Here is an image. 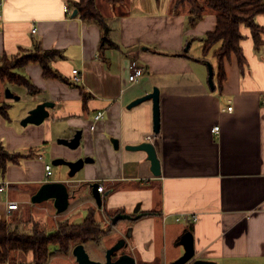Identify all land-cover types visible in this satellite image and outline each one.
Returning <instances> with one entry per match:
<instances>
[{"label":"crops","instance_id":"obj_1","mask_svg":"<svg viewBox=\"0 0 264 264\" xmlns=\"http://www.w3.org/2000/svg\"><path fill=\"white\" fill-rule=\"evenodd\" d=\"M79 1L2 0L0 57L13 58L38 47L59 52L52 69L72 84V72L78 70L83 83L47 79L40 65L18 71L39 89L37 95L0 81V90H10L15 98L0 97V105L11 106L10 121L0 116V144L11 153L31 156L10 164L4 177L0 172V222L18 229L40 224L54 233L65 220L83 225L94 209L96 222L112 231L100 244H83L93 261L105 262L108 249L125 239L137 263L172 264L185 253L182 238L190 236L196 260L264 264V47L256 51L250 29L243 27L247 64L242 70L236 55L225 60L226 79L219 87L214 52L220 45L203 55L206 35L217 29L212 11L191 27L188 8L173 10L175 0H130L115 7L96 0L112 29L110 38L119 46L100 53L103 30L73 15ZM256 22L263 28L264 16ZM135 60L145 75L130 86L127 68ZM155 89L161 100L159 135L153 101L128 108ZM45 103L54 106L44 124L21 125ZM101 113L103 119L95 122ZM77 131L83 132L80 149L57 143L71 140ZM149 142L161 163L159 177L146 153L126 150ZM44 155L52 161L93 160L81 170L84 177L69 182L70 208L62 215L50 202L32 204L47 182L69 180L61 172L56 179L53 171L46 177L49 163ZM95 183L106 190L101 209L90 190ZM3 184L8 188L2 191ZM10 202L19 210L9 213ZM117 216L123 218L114 224ZM49 249L50 264H67L62 259L69 256L58 246ZM33 260L32 253L20 252L8 264Z\"/></svg>","mask_w":264,"mask_h":264},{"label":"trees","instance_id":"obj_2","mask_svg":"<svg viewBox=\"0 0 264 264\" xmlns=\"http://www.w3.org/2000/svg\"><path fill=\"white\" fill-rule=\"evenodd\" d=\"M110 5H125L130 0H106ZM78 15L85 22H94L102 30L100 53L105 50H117L118 44L112 42L110 35L112 29L109 27L105 17L100 13L96 0H80L75 4ZM188 8L189 26L204 18L208 11H212L217 18V29L208 33L205 37L203 55L207 57L216 46L220 48L214 52L219 64L217 74L219 87L223 86L226 79L225 60L236 55L239 67L244 70L247 64L243 54L242 43L245 37L242 28H249L256 51L264 47V27H260L256 20L264 16V0H175L173 10ZM60 53L42 50L41 47L27 54L7 58L0 57V81L4 84L18 86L28 90L29 94L37 95V89L30 80L18 73L19 70L29 65H40L47 79L61 80L67 82L61 74H57L51 67ZM70 85H77L76 83ZM85 103V101H84ZM86 104V103H85ZM10 105H0V116L10 121ZM30 155L11 153L3 144H0V172L2 177L7 173L10 164H20L22 159L30 158ZM95 210L89 212L88 218L83 225L73 226L65 220L59 224V229L54 233H48L40 224H35L30 233L24 232L9 223L0 222V264L11 263L13 257L18 253H32L34 260L32 264H50L52 252L49 247H59L62 254H70L72 248L79 244L101 242L110 235L112 229L104 230L103 226L95 220Z\"/></svg>","mask_w":264,"mask_h":264},{"label":"water","instance_id":"obj_3","mask_svg":"<svg viewBox=\"0 0 264 264\" xmlns=\"http://www.w3.org/2000/svg\"><path fill=\"white\" fill-rule=\"evenodd\" d=\"M78 11L75 10L73 15L77 16ZM208 68L210 69L209 75V84L212 89H215L214 84V69L209 64ZM7 97L9 99H15L12 95L11 91L8 90ZM153 101L154 103V130L155 134L159 135L161 130V115H160V92L158 89H155L152 93L148 94L145 97L136 99L133 103L128 107L129 110L133 109V107L139 106L145 102ZM54 105L50 103H45L43 105L38 106L36 109L32 110L29 116L24 120L23 126L27 127L29 125L41 126L45 123L48 116V109L52 108ZM83 138V132L77 131L75 137L71 140L61 139L59 141V145H64L69 147L72 150H76L80 148V144ZM113 145L116 150H120L119 142L116 140H112ZM127 151L130 152H143L147 155V160L151 162V171L155 176H161V163L157 157L155 146L152 143H142L140 145L129 146L126 148ZM93 162L92 159H78L76 162H68L64 159H56L53 161V165L56 167L65 166L69 169V173L67 177L69 178L66 182H47V184L43 185L32 198V204L40 205L43 203H52L58 215H62L67 212L70 208V200L71 193L69 191V184L73 182V180L77 177L76 174L80 172L84 167ZM70 182V183H69ZM100 185L98 183L92 184L90 186V190L92 191V195L96 200L99 208H103V198L99 193ZM123 217L117 216L114 218V224L118 223L122 220ZM181 244L185 248V253L177 259L172 264H214L213 262H207L203 260H196V252L195 246H193L192 237L184 236L182 238ZM128 244L125 239L119 241L116 245L108 249L106 253L105 262L92 260L89 256L87 250L83 244H79L73 249V256L75 258L76 264H140L137 263L136 260L132 257V255L128 252Z\"/></svg>","mask_w":264,"mask_h":264},{"label":"built area","instance_id":"obj_4","mask_svg":"<svg viewBox=\"0 0 264 264\" xmlns=\"http://www.w3.org/2000/svg\"><path fill=\"white\" fill-rule=\"evenodd\" d=\"M3 4L2 0H0V6ZM2 15V9H0V17ZM36 32V31H34ZM128 72H129V84L130 86L135 83H138L145 75V71L144 69L140 66L139 62L138 61H132L129 65H128V68H127ZM73 74V83H76V84H81L83 83V75L78 71V70H73L72 72ZM228 112H232L233 111V108L232 107H229L227 109ZM103 119V114H98L96 116V120L95 122H98L99 120ZM96 124L97 123H94V125L92 126V130H95L96 129ZM215 133H219L220 131V128L216 127L214 130H213ZM52 175V166L48 165L46 167V177H50ZM8 188V185L7 184H3L2 186V191L4 189H7ZM105 189L100 186L99 188V192L101 195H104L105 194ZM8 211L9 213L11 212H14V211H18L19 210V206L18 204L14 203V202H10L8 203ZM198 220V217L195 215L194 216V219L193 221L196 222Z\"/></svg>","mask_w":264,"mask_h":264},{"label":"rangeland","instance_id":"obj_5","mask_svg":"<svg viewBox=\"0 0 264 264\" xmlns=\"http://www.w3.org/2000/svg\"><path fill=\"white\" fill-rule=\"evenodd\" d=\"M100 7H102V5H100ZM101 10H102L104 13H107V9H105V7H102ZM208 56H209L210 58H213V55H212V54H210V55H208ZM210 64H211V63H210ZM1 66H2V65H1ZM7 94H8V90L6 91V93L0 90V97H1V98L4 97V96L7 97ZM23 122H24V120L21 122V125L23 124ZM22 126H23V125H22ZM57 143H59V141H57ZM79 149H80V148H79ZM32 158H34V157H32ZM43 158H44V160H45L44 163H46V164L49 163V165L52 166V171H53V173L56 174V175L53 177L54 179L58 178V177H57V174H59V172H61L62 175H63V173H64V175H66V177H67V175H68V173H69V169H68L67 167H65V166H62V167H56V166H54V165H53L52 158H51L50 156L47 157V155H46V156L44 155ZM83 175H84V171H81V172H79L76 176H77V177H84ZM76 179H77V178H76ZM81 209H82V208H81ZM81 209L78 211V213L75 212V215H76V216L79 214V212H82V211H83V210H81ZM31 220H32V219H31ZM78 220H80V219H78ZM79 222H82V221L80 220V221H78V223H79ZM28 225H29V224H28ZM28 225H26V226H28ZM29 229L32 230V229H33V226H32V227H29V226H28V227H26V228H25V227H22V228H21L22 231L27 232V233H30V232H31V231H29ZM98 244H100V242H98ZM98 252H99V251H97L96 254H98ZM65 255H66V254H65ZM68 256H69V258L66 256V257H67L66 259H65V256H64V260L61 258V259H62V263H63L64 261H66L67 264H74V263H73V261H74L73 256L70 255V254H68ZM70 256H71V257H70ZM90 257H91V256H90ZM52 260H53V259L50 260V263L53 262Z\"/></svg>","mask_w":264,"mask_h":264}]
</instances>
